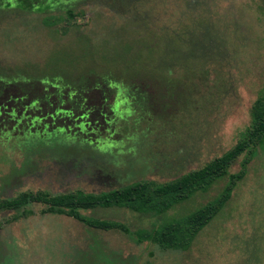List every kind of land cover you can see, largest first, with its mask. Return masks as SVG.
<instances>
[{"label":"rangeland","instance_id":"374dc122","mask_svg":"<svg viewBox=\"0 0 264 264\" xmlns=\"http://www.w3.org/2000/svg\"><path fill=\"white\" fill-rule=\"evenodd\" d=\"M7 2L0 7V73L52 79L84 65L103 76L111 71L105 85L113 93L107 102L97 96L114 121H100L111 139L81 154L68 143L57 150L47 140L0 139V201L171 182L231 150L251 125L264 89L263 0ZM70 10L79 15L72 23ZM227 184L162 216L117 208L81 213L150 231L206 205ZM28 209V217L0 212V264H264V147L186 252L95 230L47 214L42 204Z\"/></svg>","mask_w":264,"mask_h":264},{"label":"trees","instance_id":"16d2710c","mask_svg":"<svg viewBox=\"0 0 264 264\" xmlns=\"http://www.w3.org/2000/svg\"><path fill=\"white\" fill-rule=\"evenodd\" d=\"M7 1L0 0V7L6 3L11 5ZM67 14L71 23L79 16L71 10ZM106 75H100L91 65H84L66 77L52 79L0 73V139L5 142L47 140L46 147L50 149L57 147L58 150L68 146V143L75 145L79 152L96 151L102 147L101 141L110 140L113 135L105 131L100 123L102 120L114 121L112 116L108 117L104 111L106 105L100 104L97 96L102 93L106 101V94L110 96L113 93L112 87L105 85L109 82ZM136 92L138 96L146 93L139 89ZM138 96L134 97L135 103ZM263 147L264 89L252 106L251 125L242 138L231 150L200 169L163 184L140 181L98 194L83 191L58 195L25 193L1 200L0 212L6 210L28 217L32 214L28 207L42 204L47 207V214L67 216L95 230L119 231L137 242H150L163 250L186 252L229 202L236 186L245 179L248 166ZM29 153L38 154L35 151ZM243 156L240 172L231 174V167ZM224 179L228 180V184L220 196L184 218L165 222L150 231L133 233L121 222L89 218L81 213L99 208H117L140 215L162 216L197 194L208 193Z\"/></svg>","mask_w":264,"mask_h":264}]
</instances>
